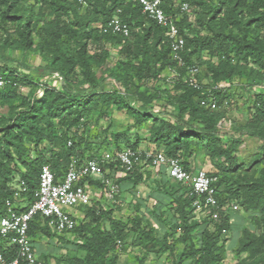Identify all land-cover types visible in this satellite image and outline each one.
I'll list each match as a JSON object with an SVG mask.
<instances>
[{"label":"trees","instance_id":"1","mask_svg":"<svg viewBox=\"0 0 264 264\" xmlns=\"http://www.w3.org/2000/svg\"><path fill=\"white\" fill-rule=\"evenodd\" d=\"M209 1L211 0H181V3L176 5L174 0H161V8L167 16L177 14L179 6L183 3L188 4L189 10L191 5L208 8L210 14L207 23L209 35L201 38L188 37L185 34L188 29L185 23L189 10L180 15L177 22L185 40L183 60L186 65H195L199 68L197 80L203 83V88L193 89L182 80L171 83L174 91L180 92L176 98L177 113L169 115L174 119L171 123L164 117L153 116L146 110V106L153 100L160 99V93L149 95L146 94V90L140 92L137 83L141 85L147 81L156 83L164 72L170 70L183 76L184 69L175 66L170 59L165 29L142 14L138 5L127 0H83V3L76 0H0L2 31L0 49L17 50L24 55L36 52L46 62L41 70L58 73L63 80L60 87L47 83L38 88L27 76H21L6 65L0 66V78L5 82L0 88V108L8 109L6 116L0 115V218L6 215L7 202L13 204L14 209L19 212L34 201L39 173L44 165L49 167L57 179L66 171L72 159H77L78 162L97 159L100 169L108 170L112 176L121 171L117 163L112 161L104 163L99 158L89 155L90 149L84 144L82 134L86 125L84 117L93 98L97 96L103 99L107 109L113 106L118 112L132 117L136 127L145 122L151 123L149 129L151 149L146 150L159 151L167 157L178 158L184 168L188 169L192 165L196 166L193 148L200 147L212 164L213 169L210 173L202 169L208 177L214 179L211 186L215 190L218 204L216 210L218 221L191 224L190 217L195 210L192 206L194 198L187 196L186 187L170 181L164 169L155 174L159 177V182H162L161 187L166 191H171L172 185H175L178 191L177 214L181 233L175 239L177 234L167 231L161 233L160 229L152 226L149 219L144 220L136 216L131 220L137 237L150 239L153 244L158 245L161 252L172 254L175 245L190 243L187 252L181 253L171 264H221L225 259L226 239L222 237V232L231 231V216L221 210L223 204L220 201V194L223 191L231 196L225 199L228 201L232 197L237 198L243 192L245 195L241 203L243 211L255 214L257 219L255 226L260 227V224L264 223V170L259 171L257 179L252 178L246 171L247 168L254 171L253 168L260 157H256L244 168L233 155L240 141L231 139L223 146L220 139L217 125L223 116L217 112L228 100L226 89L214 93L217 110L210 111L199 105L200 100L207 97L204 88L219 83L230 85L229 81L234 76L246 80L248 76L243 70L249 61L256 63L264 72V42H260L257 35L249 38L254 28H264V0H217L216 5L212 7L208 6ZM223 7L224 14L219 20L221 23L218 24L216 20ZM116 10H120V19L130 27L128 38L103 34L101 31V27L114 17ZM44 14L52 16V21L45 22ZM65 17H68V24L61 27V19ZM7 23L16 24L18 41L10 39L5 29ZM226 29L228 31H224ZM32 35L39 39L34 48ZM67 35L73 42L72 52L64 48L62 38ZM92 44L120 48L117 53L121 59H118L113 67L106 69V76L97 77L95 69H100L105 63L108 57L107 50L102 52L103 55L91 54L89 46ZM201 52H206V60H199ZM215 62L220 63V66H213ZM237 62L244 63V66L240 67ZM202 63L206 65L210 77L203 72ZM238 68L242 69L236 72ZM104 77L121 86L122 94L116 91L95 93L94 90L104 81ZM73 78H79L78 84L81 87L87 86L89 91L72 90L69 82ZM164 78L165 76H162L161 79ZM20 87L30 88V92L21 95L17 92ZM37 88L38 94L35 93ZM128 94L138 98L136 104L127 98ZM255 96L251 122L257 125L264 121V93ZM185 115L189 118L184 122ZM193 124H197V127L194 128ZM71 130L74 131L70 135ZM253 136L264 143L263 131H255ZM138 145V140L132 144L126 142L116 151L121 148L140 149ZM261 150L264 154V147ZM151 172L153 171L137 167L115 182L119 184L121 190L123 183L132 185L131 193L134 195L135 188L141 182L151 179ZM19 181L24 182V189L19 199H15L14 186ZM229 181L231 183L228 185ZM90 184L98 189L102 188L99 181L90 180ZM234 185L238 189L232 191ZM222 186L224 189L220 192ZM157 189L155 187V190ZM156 193L160 195V192ZM117 199L118 197L116 201ZM160 208L161 206L156 204L148 210L160 220ZM114 210L115 205L103 209L98 202L78 207L76 209L78 216L74 215L76 226L72 231L61 235L52 232L46 220L36 216L28 230L36 255L38 237L48 235L54 237L56 243H66L73 247L74 255L64 260L66 264H116V248L124 244L127 226L121 220L113 218ZM211 212L213 214V211ZM142 221L145 224L144 228L139 226ZM233 223L242 225L243 219ZM104 224L108 227L105 228ZM194 230H197L198 235L196 243H192ZM70 234L76 237L77 242L67 239L66 236ZM236 246V254H247L248 259H251L249 264H264V234L260 237L248 228H243ZM6 257L12 259L16 254L12 251V254ZM37 260L38 264H46V257L42 254L37 256ZM145 260L143 257L137 264H145Z\"/></svg>","mask_w":264,"mask_h":264},{"label":"rangeland","instance_id":"2","mask_svg":"<svg viewBox=\"0 0 264 264\" xmlns=\"http://www.w3.org/2000/svg\"><path fill=\"white\" fill-rule=\"evenodd\" d=\"M180 3L181 0H174V4L178 5ZM216 3L217 0L207 2L209 7L216 5ZM29 5H31V3ZM222 9L221 14L217 18L218 20H216V23L218 24L221 23L219 20L222 19L224 14V7ZM43 17L45 22H50L53 19L52 16L46 14H44ZM209 17L210 14L208 13V8L203 9L199 6L191 5L185 23L188 25L185 34L188 37L196 36L200 38L209 35L207 30ZM61 21L60 26L62 27L67 25L69 20L68 17H65L61 19ZM218 27L219 25L216 26V28ZM5 29L9 33L10 39L13 41L19 40L16 24L7 23ZM224 31H228V29ZM255 35L260 38V42H264L263 27L254 28L250 32L249 38L252 39ZM1 36L2 31L0 30V38ZM32 37L34 48L35 45L39 43V39L34 35H32ZM62 41L65 44V50L72 52L73 42L69 39L68 35L64 36ZM89 49L91 54L96 53L97 55H103L102 52L105 50H107L108 53V57L102 67L100 69H95L97 77L106 76V69H110L116 64L118 59H121L117 53L120 49L119 47L108 45H102L99 47L92 44L89 46ZM198 58H200V61L206 60V52H201ZM45 64L46 62L42 60L36 52L24 55L17 50L10 51L7 49H0V66L6 65L8 68L16 70L21 76H27L31 79L32 83L37 84L38 88L50 82H53V84L60 87V85L63 84L61 76L58 73L42 71L41 68H43ZM219 64L220 63L215 62L213 66L219 67ZM237 64L240 65V67L244 66V63L242 62H237ZM202 66H204V68H202L203 72L207 75L209 74L208 76L210 77L206 65L202 63ZM241 69L242 68H238L236 72ZM243 71L248 76V78L246 77V80L234 76V78L229 81L230 85L226 88L228 100L226 101V104L219 109V112H217L223 116L218 122L217 127L220 130V139L223 146H225L231 139H238L237 141H240L236 153L233 155L239 163L244 165V168H246L247 164L256 157H260V160L256 162V166L253 168L254 171H250L248 168L246 170L252 178L257 179L259 171L264 170V154L261 150L262 147H264V143H262L257 137L253 136V134L255 131L264 132V121L255 125L251 120L254 112L253 104L256 99L255 95L258 93H264V72L259 69L256 63L250 61L245 64ZM162 76H165L163 80L161 79ZM162 76H160V79L156 83L147 81L143 85L138 83L137 85L140 87V92L146 90V94L149 95H157L158 92L160 93V99L153 100L151 104L146 106V110L153 116L157 118L164 117L172 123L174 122V119L169 115L174 112L177 113L176 106L178 102L176 98L180 95V92L174 91L171 82L168 80L170 72H164ZM78 79L73 78L69 82V87L75 91H89L87 86L81 87L78 84ZM134 84L136 85V82ZM38 88L35 89L36 94H38ZM114 91L122 94L123 89L109 78H105L100 86L94 90L95 93H110ZM17 92L21 95H27L30 92V88L20 87L17 89ZM127 98L134 103L138 99L133 94H128ZM7 113V108H0V115L6 116ZM188 118V115H185L183 121H187ZM84 121L86 124L85 132L82 133L80 131V133L83 134L85 146L87 145L90 149L89 155L99 158L101 161H104V163H107L112 159L117 148L121 145H125L126 142L132 144L138 140V146L140 149H151V143L149 142V129L151 128V123L145 122L140 127H136L132 117H129L122 112H118L113 106L107 109L106 104L101 97L95 96L93 98L89 105V110L84 117ZM192 126L195 128L197 127V124H193ZM73 131L74 130H71L69 134L71 135ZM193 151L195 157L194 164L199 168H203L207 173H210L213 169L212 164L206 155L203 154L201 148L194 147ZM31 155L32 157L34 156L33 154ZM159 180L160 179L156 176L155 172H151V179L141 182L135 188L134 195L131 193L133 190L132 185L123 183L121 195L114 204L115 210L113 218L119 219L125 223L127 230L124 244L122 246H117L116 248V264H137V262L143 257L146 258L145 264H171L173 259L177 258L181 253L187 252L189 249L190 243L186 242L184 244L175 245L172 254L169 252H161L158 245L153 244L150 239L145 237L139 238L136 235L133 224L131 223V220L136 216L141 217L144 220L149 219L152 226L160 229L161 233L167 231L174 235L177 234L175 239H177L178 234L181 233L179 216L177 214V209L179 207L178 191H176L175 185H172L171 191H166L164 187H161L162 182H159ZM230 183L231 182L229 181L227 184L229 185ZM157 184H159L160 187ZM155 187L158 189L155 190ZM223 189L224 187L222 186L220 192L223 191ZM237 189L238 187L234 185L232 191ZM155 191L160 192V195ZM158 196L161 198L158 199ZM228 197L231 196L225 191L220 194V201L223 204L221 210L231 216V231L222 232V237L226 239L224 244L226 252L225 259L221 264H249L251 259H248L247 254H236V241L240 238L241 230L243 228H248L252 233L261 237L262 234H264V223H261L260 227L255 226L257 220L255 214L243 211L241 204L242 199L245 197L243 192H241L237 198L232 197L230 201L225 200ZM156 204L161 206L160 220L156 219L152 212H149L148 210ZM67 211L78 216L75 209H68ZM239 219H243L242 225L233 223V221H239ZM218 220L219 218H214L211 210L208 208L196 209L190 217L191 224L203 223L205 221L215 222ZM139 226L144 228V222L142 221ZM104 227L107 228V224H104ZM193 233L194 236L192 238V243H196L198 239V235H196L197 230H194ZM66 237L71 242H77L76 237L72 234L67 235ZM36 242L37 256L39 254L44 255L46 257V264H66L64 260L74 255L72 246H69L66 243H56L54 237L40 235Z\"/></svg>","mask_w":264,"mask_h":264},{"label":"built area","instance_id":"3","mask_svg":"<svg viewBox=\"0 0 264 264\" xmlns=\"http://www.w3.org/2000/svg\"><path fill=\"white\" fill-rule=\"evenodd\" d=\"M76 1L83 3V0ZM127 1L138 5L142 14L165 29L170 59L175 66L184 69L183 76L170 70L168 80L171 83L182 80L193 89H202L203 83L197 80L199 68L195 65H186L182 57L185 40L179 31L177 22L180 15L188 12V4H181L177 14L167 16L161 8V0ZM119 14L120 10H116L114 17L101 27V31L103 34L128 38L131 32L130 27L120 19ZM4 84L5 82L0 78V88ZM50 84L59 87L53 82ZM227 87L228 84L219 83L204 88L207 97L200 100V107L210 111L217 110L218 105L214 93ZM110 161L117 163L121 169L116 176H112L108 170L102 171L97 159H85L81 162L72 159L59 179L55 178L48 166H42L34 201L19 212L14 209L13 204L6 203V215L0 218V264H38L37 255L28 235L29 225L36 216L46 220L47 226L55 234L68 233L76 226L75 216L68 212V209L76 210L78 207L90 206L92 202H98L103 209L114 205L116 197L119 198L121 193L119 184L115 182L116 179L123 178L137 167L155 173L164 169L170 181L180 183L188 189L187 196L194 198L192 206L195 210L208 208L213 211V217L217 218L218 204L215 199V190L211 186L213 179L208 177L202 168L192 165L185 169L180 159L146 149L121 148L116 151ZM90 180L99 181L102 188L98 189L91 185ZM14 189V198L19 199L24 189V182L19 181ZM12 251L15 252L16 257L8 259L6 255L10 256Z\"/></svg>","mask_w":264,"mask_h":264}]
</instances>
